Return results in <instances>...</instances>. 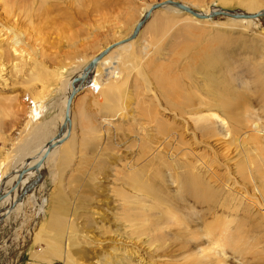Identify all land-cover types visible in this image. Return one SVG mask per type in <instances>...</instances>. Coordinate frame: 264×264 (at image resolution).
<instances>
[{
    "label": "rangeland",
    "instance_id": "obj_1",
    "mask_svg": "<svg viewBox=\"0 0 264 264\" xmlns=\"http://www.w3.org/2000/svg\"><path fill=\"white\" fill-rule=\"evenodd\" d=\"M7 1L0 0V62L6 63V71L0 74V173L6 163V194L16 164L27 154L43 150L58 135L73 79L111 45L129 39L152 6L169 0H93L88 2L89 11L72 15L70 25L61 16L68 12L64 5L59 13L53 9L55 0L48 1V18L39 12V19L32 20L23 15L8 18ZM97 1L101 8L94 10ZM171 1L205 14L209 7L250 12L249 6L257 4L255 9L264 10V0ZM181 11L152 12L142 36L123 44L132 48L131 53L122 52L120 45L101 60L113 70L111 83L105 81L101 95L84 89L74 98L72 134L37 170L42 182L38 180L34 191L20 200V207L9 195L2 201L13 214L0 225V264H113L122 258L131 264H193L194 258H184L167 237L177 226L158 220L156 214L169 208L200 230L215 219L206 212L207 205L196 199L203 189L193 192L186 181L179 192L175 183L165 181L168 169L181 175L188 165L191 172L186 169L185 175L200 172L219 197H225L220 191L233 189V194L252 200L259 198L255 189L261 188L264 200V16L242 21L195 18L190 26L185 20L190 15ZM159 17L169 24L157 33ZM12 45L21 48L24 56L18 59L22 62L14 61L15 66ZM104 73L105 67H98L97 75L102 78ZM187 101L212 108L193 116L196 113L187 115L174 107L175 103L185 107ZM223 103L237 107L231 140L208 122L222 120L217 108ZM200 116L205 118L195 123ZM161 122L168 132L160 137L152 129ZM151 131L154 150L160 149L164 159L173 152L183 163L180 169L174 165L167 169L164 160L152 164L144 178L160 187L170 203L151 205L149 221L140 211L127 218V205L118 194L124 185L115 180L133 155L136 137ZM156 193L152 192V199L140 194V208H150L155 200L162 204ZM130 220L142 231L138 245L103 234ZM248 221L253 245L260 243L264 249L260 228L264 221L252 215ZM59 240L66 244L67 261L59 255ZM228 255L233 258V253ZM246 257L249 262L262 259L264 264V254L256 250Z\"/></svg>",
    "mask_w": 264,
    "mask_h": 264
},
{
    "label": "bare ground",
    "instance_id": "obj_2",
    "mask_svg": "<svg viewBox=\"0 0 264 264\" xmlns=\"http://www.w3.org/2000/svg\"><path fill=\"white\" fill-rule=\"evenodd\" d=\"M48 1L49 0H8L5 3V5L7 7V9H6L7 17L8 18L16 17V15L18 17H21L23 15V16H25L26 19H29V20H32L34 18L39 19V12H41L42 16H44V17L46 16L48 18V12L49 11L46 9ZM92 1L93 0H55L56 5L53 6V9L58 10V13H59L61 11L60 5H64L66 8V11H68V12H62L61 16H63L64 20H66L68 22V24L70 25V24H72V15L73 16L77 15V14L80 15L81 13H85L86 11H89L90 8L88 9V7L91 5H89L88 2L92 3ZM256 6H257V4H255L254 6H249L250 12H240V11H236V12L241 13V14L252 15V14H257V13H261L264 11V10L255 9ZM93 7H94V10L101 8L99 6V2H98L97 6L94 5ZM102 7H103V5H102ZM163 8L169 9V10L174 9L175 11L181 10L175 6H165ZM160 9H162V8H160ZM160 9H157V10H160ZM216 9H220V8L209 7L208 13L206 15H209L211 12H213ZM256 10L258 12L253 13ZM155 11L156 10H154L153 13H155ZM148 12H149V10L145 12V14L143 15V18ZM181 12H184V11L182 10ZM203 14H205V13H203ZM85 15H87V14H85ZM79 17H84V15L79 16ZM155 17L156 16H154V18ZM227 18H229V17H227ZM159 19H160V21L156 18V20H158L156 22V23H158V26H155L156 24L154 25L157 33L161 31V30H159V28L162 27V25H164V24L166 25V23H167L166 22L163 24V22L165 20L162 19L161 17H159ZM230 19H234V18H230ZM185 20L190 26L193 25L192 23L196 22L195 17H193L191 15H190V17L186 18ZM208 20H211V19H208ZM234 20H241V19H234ZM246 20H253V19H246ZM138 24H137V26H138ZM167 24H169V23H167ZM142 28H141V30H142ZM143 32L144 31H141V34ZM139 34H140V32L138 33V35ZM141 34H140V36H142ZM135 39H133V40H135ZM133 40L129 41V42L132 43ZM126 43H128V42H126ZM125 46L126 45L121 46V48L124 47L122 49V52H130L131 53L132 48L125 47ZM116 48H114V49H116ZM10 52H11L10 57L12 58L11 59L12 66H15V64H17V63H14V61L22 62L21 60H18L19 58L24 59L23 52L21 51V48H17L14 45H12V48L10 47ZM130 53H129V55H130ZM101 60L97 64L95 69L92 70L91 72H89L86 75L85 79L79 84L78 93L74 96V98H76V96L84 89H88L89 91H92L93 93L100 94V95L104 93L105 81H110V83H111L110 74L112 73L113 70L111 69V66L106 67V61L105 60L104 61H101ZM100 66L105 67V71H106V73H104L105 76H103L102 78H101V76L97 75V70H98V67H100ZM5 69H6L5 61L0 62V74H2V72L6 71ZM0 77H1V75H0ZM73 82H74V80H73ZM73 82H72V85H73ZM72 91H73V88L68 90V92L65 96V100H64L65 114H66L68 99H69V96L72 93ZM110 94H113V93L110 92ZM74 98L72 100V104H73ZM175 104H174V107L176 109L182 111L183 113H186L187 115H193L194 113H196L193 116H198L197 114H201V112H204V111H209V109L212 108V107L210 108V105L199 104L198 101H187L186 103L183 102L182 105H186V106L181 107V108L179 107V105H175ZM72 107H73V105L71 106V111H70L71 126L70 127L68 126L65 133L63 134L62 138L65 139L64 142L68 141L70 139V137H69L70 134H72L71 133V129H72V125H73V112H72L73 108ZM236 108H237L236 105H230L227 103L221 104L220 106H218L217 110H219L220 113L222 114V116H223L222 120L220 118H218L217 122H214L212 120H208V122L210 123L209 126L215 125L222 136L225 135V137H226L229 134L228 138L230 139L232 134H233V133L231 134V132H232V130H234V126H233L234 121L232 120V115L236 111ZM65 114L63 115V121L65 120ZM207 117H210V116L208 115ZM204 118L205 117L200 116V117H197L196 119H194L193 121L195 123H198L201 120H203ZM102 122H106V121L103 120ZM162 123L163 122L159 123L157 126H155L154 129H152L153 132H155L156 136L161 137V136L167 135L166 133L168 131L166 130L164 123L163 124ZM236 132H238V134L240 133L239 131H236ZM142 136H144V137H142ZM142 136L136 137L135 143L133 142L135 144V147H133V145H132V148H135V149H133L134 150L133 155L128 159L127 163L123 167L124 170L121 171V174L119 176L117 174L118 178L115 181L122 182V184L124 185L122 187V189H120V192H118V194L119 193L122 194L120 196L121 201L124 204V206L127 205L125 207L128 209L127 210V212H128L127 218H130L131 216L135 217L140 211L143 214V216L145 217V219L147 221H149L148 217L152 218V206L167 205L170 203V201H169V203H167L168 201L163 198L162 194H160V193H162L161 188L156 186V185L153 186L152 180L150 178H148V179L144 178L145 174L152 169V164H159L160 165L163 160H164V165L167 169L168 168L171 169L173 167V165L175 166V168L180 169L179 167L182 166L181 164L183 162H181L180 159H177V156H175L173 154V152L170 153L169 155L165 156V159L162 156H160L158 154V150H160V149L155 148V150H154V147H152V131L149 134L147 133V135H142ZM56 137H54V139H53L54 141H52V143L55 142ZM232 138H233V136H232ZM62 144H64V143H62ZM62 144H60V145H62ZM174 144L180 145V142L177 141L176 139H174ZM48 145H49V143H47V145H45L43 150L36 151V152L31 153V154H27L25 156V158H23L15 166L16 168H15L14 172L12 173L13 177H11L13 179L10 180V181H13L11 183L12 184L11 188L15 187L14 185L18 181H20L19 180V174L23 170L28 171L22 177L20 184L17 187H15L14 190H12L10 192L11 194L9 193L8 198L13 197L12 202H15L16 205H18V207L21 206L20 200L23 199L29 192H33L35 186H38V183L40 181L42 182L43 176L40 173L38 176L36 175L37 170L42 165L39 168H37V170L35 169V166L38 165L40 160L44 156L47 155ZM59 146L55 147L54 150L46 156V160L48 159V157L51 154L56 152V150L58 149ZM173 149H174V147H173ZM170 164H171V166H170ZM4 165L6 166V163ZM4 165L1 168V173H0V186L3 185V189H0V196H3L4 194H6V191H7V189H5V186H6L7 181H8V178L5 179L7 176L6 175L7 173L5 172L7 168ZM178 165H180V166H178ZM198 165L195 166V168H197ZM187 166H183L184 167L183 171H185L187 169V171L189 170L188 172L190 173L191 171ZM204 167H206V166H204ZM168 170L166 172L167 179L165 181H166V183H170V184L175 183L176 188L178 189L179 192L182 190V188L186 184V181L188 182V184H189V186L193 192H198L199 190L203 189L202 193L200 192V194L196 195V199L198 201H200L199 203L207 205L206 212L208 214H210L211 216H213L215 219V223H209V224L205 225V228L203 230H200V229H198V227L191 225V223L187 222L186 220H185V222L182 221L180 219V217L177 216L178 213H173V212L169 211L170 210L169 208L166 209L167 212H165V211L157 212L156 217L158 218V220L166 221L167 223H171L173 226H177L176 230H172V231L167 232V237L172 239V241H170V242L174 243L178 247V251L183 253L182 256L184 258L186 257V259H187L190 256L193 257L194 258L193 264H232V263H230L232 261V259L234 261L233 264H262L263 263L262 259H259V260H256V259L252 260L251 259L252 261L249 262V261H247L248 257H246L247 254H249L250 252H252L254 250H256V253H258V254H261V253L264 254L263 253L264 249L262 248L260 243H259V245L257 244V247L254 246L255 244L253 245L254 240L250 239V232L248 230L249 227L247 229V226H248L247 221H248L249 215H252V217L255 216V219L256 218L260 219V220H262V222L264 221V200L262 198L261 192L259 191L261 188L259 190L255 189L256 190L255 193L260 194V195H258L259 198H256L253 196L252 200H248V197H246V195L244 196L242 193H239V192H236V194H233L232 193L233 189H230L229 192L226 191V189H224L223 191H220L221 194H225V197H219L220 193L216 192L214 190V186H212L209 181H206V179L200 175V172H198L197 175H195L194 173L185 175V173L182 171L181 175L180 174L175 175ZM39 177H42V179H40ZM4 179H5V181H3ZM32 180H34V181L30 185H28ZM38 180H40V181H38ZM189 180H191V181H189ZM263 183H261V184H263ZM20 186L22 188L23 187L24 188L23 189L20 188L19 193H18L17 190ZM224 186H225V188H229L227 184H225ZM152 189H153V191H152ZM262 189H264V188H262ZM10 190H8V191H10ZM154 190L157 191L156 194L163 199V203L160 204L157 200H155L154 204L150 203V205H149L150 208H148L146 210H145V208L141 209L140 206L142 205V203H141L142 198H141L140 194H142V196H145L146 198L152 199V192L155 193ZM2 201L0 202V225L4 219L9 218L13 214L12 211L9 210L8 207L4 205V203L2 204ZM10 201H11V199L8 202L10 203ZM2 205L5 206V207L3 206L4 209H3ZM258 208H259V210L256 211L257 214L253 213L254 212L253 210L258 209ZM242 211L244 213H242ZM241 213H242V215H240ZM114 215H115V213H114ZM104 216L106 217L107 215H104ZM240 216H241V218H240ZM98 217H100V216H98ZM222 217L224 218V220L220 221L219 218H222ZM103 220L104 219L102 218V221ZM115 220L118 221V219H115ZM180 220H181V222H180ZM90 224H92V223H90ZM258 224H259V222H258ZM91 227H94V226L92 225ZM260 228L264 229V224H262V226L260 225ZM94 229L100 230L99 226L94 227ZM103 234H105V235L109 234V235H111L110 237H116V240H118V241L123 239V241L129 242V244L131 246L138 245L139 240L142 237V231L139 229V225L134 223V220L128 221L127 224L124 226H117L116 231L115 230H113V231L107 230L106 232H103ZM177 242L179 243V246L176 244ZM64 245H66L64 242H61V240L58 241L59 255H61V258L64 261H67L68 255L64 252V250H65ZM68 247H69V244H68ZM165 247H168V246L166 245ZM229 252L233 253V256H232L233 258H231L228 255ZM96 264H100V263H96ZM104 264H109V263L105 262ZM113 264H131V261L127 260V258H122L121 260H119L118 262L113 263Z\"/></svg>",
    "mask_w": 264,
    "mask_h": 264
},
{
    "label": "water",
    "instance_id": "obj_3",
    "mask_svg": "<svg viewBox=\"0 0 264 264\" xmlns=\"http://www.w3.org/2000/svg\"><path fill=\"white\" fill-rule=\"evenodd\" d=\"M165 6H175L181 10H183L184 12H186L187 14L199 19V20H208V19H214L216 17H229V18H234V19H257L259 17L264 16V11L261 13H257V14H252V15H248V14H241V13H237L236 11H230V10H223L222 8L220 9H216L213 12H211L209 15L203 14L201 12L195 11L194 9L189 8L188 6H185L184 4L180 3V2H174V1H166L160 4H156L154 6H152V8L150 9V11L144 16V18L142 19V21L138 24V26L136 27L134 33L131 35V37L127 40L121 41L117 44L111 45L109 48H107L104 52H102L101 54H99L96 58H94L89 64L88 66L85 68V70L82 72V74L79 77H75L73 80V91L69 96L68 99V104H67V108H66V114H65V120L64 123L62 124V126L59 129L58 135L55 138V142H50L48 145V151H47V155L52 152L54 150L55 147L59 146L60 144H62L64 142L65 139H63V134L65 133L67 127L71 126V116H70V111H71V106H72V100L74 98V96L78 93V86L79 84L85 79L86 75L91 72L92 70L95 69V67L97 66V64L100 62V60L105 57L106 55H108V53L110 51H112L114 48H116L119 45H123L126 42L132 41L133 39H135L138 35V33L140 32L141 28L144 26V24L146 23V21L150 18L151 13L154 10L163 8ZM46 155V156H47ZM46 156H44L38 165L35 166V169L37 170V168H39L43 162L46 160ZM27 170H23L20 174H19V180H22V177L27 173ZM20 181H18L14 186L17 187L20 184ZM11 188L10 191H8V193L6 194V196H0V202L2 200H4L9 193L14 190V188ZM11 194V193H10Z\"/></svg>",
    "mask_w": 264,
    "mask_h": 264
},
{
    "label": "crops",
    "instance_id": "obj_4",
    "mask_svg": "<svg viewBox=\"0 0 264 264\" xmlns=\"http://www.w3.org/2000/svg\"><path fill=\"white\" fill-rule=\"evenodd\" d=\"M3 209H4V207H3ZM2 211H3V210H2ZM3 221H4V220H3ZM2 223H3V222H2ZM2 223H1V224H2Z\"/></svg>",
    "mask_w": 264,
    "mask_h": 264
}]
</instances>
